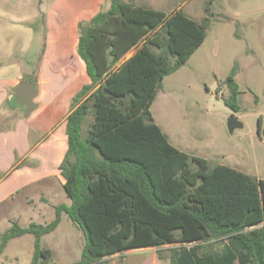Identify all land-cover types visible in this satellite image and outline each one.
<instances>
[{"label": "trees", "instance_id": "obj_1", "mask_svg": "<svg viewBox=\"0 0 264 264\" xmlns=\"http://www.w3.org/2000/svg\"><path fill=\"white\" fill-rule=\"evenodd\" d=\"M102 6L78 23V53L90 82L72 97L67 116L60 169L72 202L57 205L47 224L14 222L1 235L0 254L11 238L32 233V264H53L41 239L66 211L86 238L75 264H104L119 252L173 244L170 264H264V178L178 148L151 110L164 78L205 41L212 18L126 0ZM238 65L226 80V103L234 111ZM27 79L38 82L37 75Z\"/></svg>", "mask_w": 264, "mask_h": 264}, {"label": "rangeland", "instance_id": "obj_2", "mask_svg": "<svg viewBox=\"0 0 264 264\" xmlns=\"http://www.w3.org/2000/svg\"><path fill=\"white\" fill-rule=\"evenodd\" d=\"M184 1L178 0V4ZM110 3L111 0H104L102 8L107 9ZM183 7L186 13L199 21L207 15L212 21L203 44L184 65L164 78L163 90L151 107L155 121L171 143L189 154L204 157L212 165L225 164L264 178V136L259 132V118L264 119V0H188ZM207 7H210L209 11ZM52 8V0H0V46L11 42L13 49H17L18 45H15L20 41L24 51H33V56L24 60L28 64V78L37 74L45 51L47 29L43 27L40 30V27L41 21L50 16ZM75 13L64 10L63 20L69 22ZM27 20L32 24L25 22ZM35 26H39L37 33H34ZM66 36L61 38L63 43ZM59 56V64H62L68 55L62 53ZM236 62L239 63L235 75L240 89L238 111L226 103L230 94L226 80ZM77 84L71 75L61 72L47 74L46 80L41 82L48 103L43 107L42 115L52 114L57 104L59 108H66L67 95ZM37 101H45L44 94L38 96ZM6 107L8 104L1 110ZM14 112L29 123L32 113L26 117L21 109ZM232 112L245 123V127L237 129L234 134L228 132L226 123ZM6 147L7 142L3 149ZM193 244L187 243L186 246ZM172 246L178 244L157 247L163 254L157 264H170L167 258ZM34 249V236L17 239L11 243L10 250L18 252V256L10 255L8 260L2 258L0 264H32ZM82 249L80 258L77 252L64 255L59 251L56 264H75L79 261L75 259L82 257ZM151 256L152 252L142 251L123 256L118 262L131 264L129 258L140 257V260H145L144 264H152ZM18 257L21 260H17Z\"/></svg>", "mask_w": 264, "mask_h": 264}, {"label": "crops", "instance_id": "obj_3", "mask_svg": "<svg viewBox=\"0 0 264 264\" xmlns=\"http://www.w3.org/2000/svg\"><path fill=\"white\" fill-rule=\"evenodd\" d=\"M84 1L86 4H83ZM126 1H133L137 5L154 7L171 13L183 7L188 0L181 4H178V0ZM52 3V9L56 12L52 10L45 21L41 18L40 30L43 27L47 29V38L44 45L45 51L39 62L37 74H35L38 77V82H36L39 86L38 96L44 94L45 101L43 102L45 104L43 105L42 101L39 103L38 96L36 97L35 100L41 105L37 108V112H32L30 124L15 114L14 111L20 108L13 107L10 101L14 93L13 88L21 80H28L29 73L26 71L28 64L24 60L33 56V51L30 53L24 51L23 42L20 41L15 45H18L17 49H13L14 45L11 42H7L4 47L0 46V242L1 235L8 231L14 222H17L21 227H28L32 223L47 224L55 218L57 205H70L72 202L65 191V177L60 169V164L68 148L67 116L71 111L72 97L84 84L90 82L85 61L77 50L79 34L76 30L78 31L79 21L93 17L104 5V0H52ZM64 10L76 12L71 15L72 18L70 17L69 22L63 20L62 12ZM25 22L32 24L29 20ZM37 30H39V26L34 27V33H37ZM63 35L70 37L66 36L64 43L61 40ZM134 51L135 49L128 52L121 63L128 59ZM62 53L64 55L67 53L68 56H66L65 62L59 64L61 58L59 55ZM60 72L71 75V78L76 79L78 84L67 95L68 105L66 108H59L57 104L56 108L53 107L52 114L44 116L42 109L47 100L41 82L46 80L47 74ZM12 73L13 76H10ZM161 90L163 88L159 92ZM5 104H8V108L1 110ZM8 122L12 123L8 124ZM3 128L8 130L5 131L6 129ZM30 139L33 140L32 143ZM6 142L7 147L3 149V144ZM29 235L34 236L32 233H25L11 238L0 254V259L8 260L10 255L18 256V252L10 250L11 243ZM85 242L83 229L71 219L66 211L62 212L59 225L53 231L45 233L41 239L42 245L52 251L53 264H56L55 259L59 251H62L64 255L71 251L77 252L79 256ZM157 249V247H143L119 252L106 257L104 263L120 264L118 259L123 256L150 251L152 252L150 261L152 264H157L161 260ZM17 260H21V257H18ZM128 261L131 264H144L145 260H140V257H131Z\"/></svg>", "mask_w": 264, "mask_h": 264}, {"label": "water", "instance_id": "obj_4", "mask_svg": "<svg viewBox=\"0 0 264 264\" xmlns=\"http://www.w3.org/2000/svg\"><path fill=\"white\" fill-rule=\"evenodd\" d=\"M14 93L11 99L13 107L20 108L24 115L29 116L35 109L38 108L39 103L35 100L39 94L38 83L28 80H21L14 88ZM227 128L230 134H234L237 129L245 127V123L241 120L235 112H232L227 117ZM264 136V121L263 129L260 133Z\"/></svg>", "mask_w": 264, "mask_h": 264}, {"label": "flooded vegetation", "instance_id": "obj_5", "mask_svg": "<svg viewBox=\"0 0 264 264\" xmlns=\"http://www.w3.org/2000/svg\"><path fill=\"white\" fill-rule=\"evenodd\" d=\"M263 121H264V119H263ZM262 128H263V122H262Z\"/></svg>", "mask_w": 264, "mask_h": 264}]
</instances>
